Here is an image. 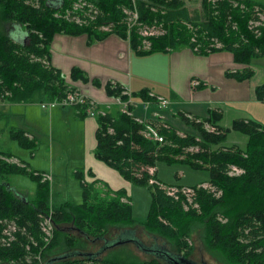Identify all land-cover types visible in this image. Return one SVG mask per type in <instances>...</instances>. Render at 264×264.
<instances>
[{"label": "trees", "instance_id": "16d2710c", "mask_svg": "<svg viewBox=\"0 0 264 264\" xmlns=\"http://www.w3.org/2000/svg\"><path fill=\"white\" fill-rule=\"evenodd\" d=\"M73 1L0 0L1 102L35 103L60 99L74 91L49 63L48 47L56 33L86 34L88 42L113 33L140 54L184 47L196 54L227 50L234 63L245 65L225 72L237 81L249 78L253 74L249 63L264 57V2L259 0H133L134 5L131 0H84L88 7L76 12L80 23L74 21L72 12L69 17L64 15ZM134 14L135 23L127 29ZM11 22L28 33L25 41L19 40L20 36L17 43L9 39L3 29ZM77 72H71L72 78L85 80ZM104 90L107 95H120V89L110 88L108 83ZM254 92L264 101V83ZM139 96L146 98L144 93ZM79 106L84 112L86 105ZM130 110L128 105L124 112L95 113L93 154L129 183L148 185L151 205L147 218L139 224L145 232L169 242L171 250L155 247L147 259L126 257L120 249L106 256L84 252L47 259L51 253L75 250L78 244L76 237L59 228L60 224L71 223L79 234L93 239L104 238L108 225L133 226L136 222L129 199L122 191L98 198L81 184L82 202L76 204L50 193L38 174L33 175L36 189L32 199L18 196L3 180L9 174L27 171L5 161L10 154L0 151V264H197L189 256L193 251L191 234L198 230L207 250L222 253L229 263L264 264V125L234 120L223 128L216 123L220 113L215 110L206 118L179 112L177 117L193 129L182 135L160 120L136 121ZM205 125L214 129L209 131ZM149 129L161 137L160 142L143 135ZM229 130L245 136L243 148L220 145ZM11 131L21 146L33 143L23 132ZM158 161H180L194 169H206L208 188L191 186L189 200L179 192L176 197L168 195L160 185H169L145 170ZM230 166L241 173H229ZM149 178L155 183L148 184ZM46 215L52 224L48 239L42 230Z\"/></svg>", "mask_w": 264, "mask_h": 264}, {"label": "crops", "instance_id": "0c3cea01", "mask_svg": "<svg viewBox=\"0 0 264 264\" xmlns=\"http://www.w3.org/2000/svg\"><path fill=\"white\" fill-rule=\"evenodd\" d=\"M48 52L49 63L61 73L65 83L87 99H92L96 103L94 110L98 112L122 111L121 104L116 103L114 99L120 98L127 90L132 99L130 115L136 121L160 120L174 127L178 133L193 131L177 117L179 112L197 118H206L211 110H215L220 113L216 123L223 128L229 127L234 120H252L264 125V101L258 100L254 92L257 85L264 83V76L261 74L258 76L261 78H256L257 73L253 68L255 63L258 66L264 65V57L252 60L249 66L253 74L247 79L237 81L226 77L225 72L240 70L245 65L234 63L231 52L227 50L196 54L184 47L140 54L130 49L126 39L113 33L90 42L86 34L56 33L50 40ZM74 70L78 71L77 73L85 80L72 78L71 72ZM191 80L196 82L193 89ZM106 83L110 88H119L120 95H107L104 90ZM141 93H144L146 98L140 97ZM158 97L166 100L164 106L156 102ZM30 104L0 101V119L4 120L9 114L13 116L16 111H11L12 107L14 109L20 107L18 117L26 123L31 117ZM54 109L57 110L51 109L48 111L49 114H54L57 123H62V126L68 129L67 133H72L74 140L77 139V144L72 146V149L71 147L68 149L72 151L69 154V160H73L71 173L79 180L80 191L82 192L81 184L91 189L92 196L97 193L98 196L107 194L112 196L113 192L122 191L128 200L130 183L117 171L94 157L97 127L95 115H89L86 109L83 112L84 108L80 106L54 107ZM27 127L29 126H8L5 121L0 126V135L6 134L16 141L11 137V130L15 129L23 132L26 139L33 141L32 144L25 146L17 143L20 150L18 152L9 151L0 144V151L10 154L7 159H12V163L21 166H23L21 158L27 157V154L31 159L35 156L33 150L36 142ZM8 176L5 178L7 184H9ZM42 178L41 176V181ZM8 187L10 188V185ZM48 191L57 193L59 198L64 199L58 191H50V189ZM22 197L26 198V196ZM125 198L121 197V200L124 201ZM68 224L69 227L61 230L78 239L82 234L73 229L71 223ZM128 230L129 227L125 225H108L104 238L94 239L103 242L101 249L99 247L93 251L76 249L70 251H74L76 255L90 252L102 256L105 250H107L106 254L116 249L122 250L127 243L119 240L118 235ZM110 231L112 236L109 239L116 244L107 243L109 241L107 235ZM105 237L108 240H105ZM57 253L48 254L47 259L59 255Z\"/></svg>", "mask_w": 264, "mask_h": 264}, {"label": "rangeland", "instance_id": "374dc122", "mask_svg": "<svg viewBox=\"0 0 264 264\" xmlns=\"http://www.w3.org/2000/svg\"><path fill=\"white\" fill-rule=\"evenodd\" d=\"M259 1L264 2V0ZM82 2H84V0L73 1L71 9L65 10L64 15L69 17L70 12H72L74 15H77L76 12L79 10V6ZM190 3L191 1H188L187 5L191 6ZM195 5L194 7H198L197 4ZM13 24L16 23L11 22L5 24L3 30L7 35L9 31L12 30ZM22 30L24 31L23 27ZM18 37L20 38L19 40H26V38H24L21 34H18ZM216 46H218V44H216ZM255 64L253 65V68L257 73L256 78H258V76L261 74L264 76V65L258 66ZM30 106L32 107H30L31 112L29 113L31 117L26 120V123H24L23 120L18 117V110L21 109L20 107H16V109L12 107L11 109V111H16L15 114L17 115L14 114L12 116L9 114L4 120L0 119V126L3 125L4 121L8 126H29L27 128H29V131L32 136H34L36 142L35 149L33 150L35 156L31 159L29 154H27V157L21 158L23 161V166L27 172L12 173L8 176V185H10V191L14 194H17L18 196H26V198L32 199L33 193L36 189V180L34 179L33 175H37V172H39L38 175L43 177L42 179L48 185L50 191H58L64 199H69L76 204L82 202L79 180L71 173L73 160H69V154H71L72 151L68 149L69 147L72 149V146L74 147V145L77 144V139L74 140V135L72 133H67L68 129H65V127L62 126V123H57V117H55L54 114H49L46 109L40 108L36 103H31ZM56 110L57 109L53 110L52 108V111ZM205 127H208L209 129L210 126L206 125ZM211 128L214 129L213 127ZM179 134L183 135L189 133L182 132ZM245 139L246 138L242 133L229 130L226 133L224 141H222L220 145H235L243 148L245 145ZM0 144L6 149H9V151H20L17 142L13 139H10L6 134L0 135ZM4 160L9 163H12L13 161L12 159L5 158ZM154 178L165 185L173 187H191L199 184L205 185V182H207L209 178V173L206 169H194L180 161H174L171 163L158 161L155 163ZM147 186L148 185H137L130 183V188L127 192L129 203L131 205V217L136 223L133 226H128L133 234H131L128 230L124 234L118 235L119 240H129L125 241L127 245L122 250L120 249L121 252L126 253V257L130 254L137 259H147L150 256L149 251L155 250V247L158 246L161 248L166 247L168 250H171V245L169 242L156 235H153V233L145 232L139 224L145 221L147 218L151 205L150 192ZM100 197L105 198L108 197V195L98 196V198ZM69 225L70 224L68 223L60 224L59 228L64 229L69 227ZM45 231H48L47 233H44L46 239H48L50 237V235H48L50 231L47 226ZM199 231L200 230L191 234L190 239L191 244L193 245V251L189 256V259L197 264H231L226 261L227 259L222 256V253L219 254L218 252L214 254L215 252H209L207 250L201 241V233ZM109 233L111 234V231ZM110 234L107 235L108 239L112 236V234ZM78 238L81 239L78 240V244L74 248L76 250L93 251L99 249V247L100 249L102 248V241H96L82 235L78 236ZM108 239L105 237V240ZM110 242L113 241H110L109 239L107 243ZM137 247H139L142 251H139ZM106 252L107 250H105L101 255L106 256Z\"/></svg>", "mask_w": 264, "mask_h": 264}, {"label": "built area", "instance_id": "2783aa9c", "mask_svg": "<svg viewBox=\"0 0 264 264\" xmlns=\"http://www.w3.org/2000/svg\"><path fill=\"white\" fill-rule=\"evenodd\" d=\"M131 4L134 5V2L133 0H131ZM79 6V5H78ZM82 6L84 7H88V5L85 3V2H82L79 6V10L81 11L82 10ZM81 7V8H80ZM82 13H84V11H82ZM81 14V12H80ZM80 17L75 15L74 17V21L76 23H80ZM135 18H136V14L133 15V20H129L128 22V25H127V29L131 26L134 25L135 23ZM101 30L103 31H106V27H101ZM142 34L143 35H147L146 31H142ZM190 84H191V88H193L196 84V82L194 80H191L190 81ZM124 96V98H119V97H116V99H114V101H116V103H120L121 106H122V112L126 111V107L128 105H131L132 103V99H131V95L130 93L126 90L122 93ZM156 102L160 105V106H164L166 104V100L161 98V97H158L156 98ZM37 105L42 108V109H46L47 111L51 110L52 108L54 107H72V106H79V105H86V112L89 114V115H95V113H103V112H98L96 110H94L95 108V102L91 99H87L82 93L78 92V91H73V92H67L65 94L64 97L60 98V99H53V100H40L38 102H36ZM206 126V125H205ZM208 129V127H206ZM209 131H212L213 129L211 127H209L208 129ZM143 135L145 137H148L154 141H157V142H160L161 141V137L156 135L152 130L149 129V131L147 132H144ZM147 174L149 176H152L155 172V166H148L145 168ZM231 174H239L241 173V170L239 168H236L235 166H230V172ZM148 184H153L155 183V180L152 179V178H149L148 179ZM163 189H165L166 193L168 195H171V196H174L176 197L177 196V193H181L183 194L184 196L187 197V199L189 200V197L190 195L193 194V189L190 188V187H186V186H182V187H173V186H163V185H160ZM201 187L203 188H208L207 184L205 185H200ZM44 221L42 223V230L44 231V233H47L48 231H45L46 230V226L49 228V234L51 236V231H52V224L50 222V218H49V215H46L45 218H44ZM47 235V234H46Z\"/></svg>", "mask_w": 264, "mask_h": 264}, {"label": "clouds", "instance_id": "9594fccd", "mask_svg": "<svg viewBox=\"0 0 264 264\" xmlns=\"http://www.w3.org/2000/svg\"><path fill=\"white\" fill-rule=\"evenodd\" d=\"M18 34H22V36L24 38L28 37V33L22 30V27L18 24H13L12 26V30L9 31L8 35H9V39H11L13 41V43H17V36Z\"/></svg>", "mask_w": 264, "mask_h": 264}, {"label": "water", "instance_id": "95a60500", "mask_svg": "<svg viewBox=\"0 0 264 264\" xmlns=\"http://www.w3.org/2000/svg\"><path fill=\"white\" fill-rule=\"evenodd\" d=\"M131 234H133V232L132 231H129ZM115 242H117V241H115ZM114 243V242H113ZM114 244H116V243H114ZM74 254H77V253H75L74 251H69V252H65V253H62V254H60V255H56V256H54L52 259H56V258H59V257H62V256H65V255H67V256H71V255H74ZM78 254H83V253H78Z\"/></svg>", "mask_w": 264, "mask_h": 264}, {"label": "flooded vegetation", "instance_id": "af4514ba", "mask_svg": "<svg viewBox=\"0 0 264 264\" xmlns=\"http://www.w3.org/2000/svg\"><path fill=\"white\" fill-rule=\"evenodd\" d=\"M106 234V233H105ZM83 236V235H82ZM86 237V236H85ZM78 239H81V238H78Z\"/></svg>", "mask_w": 264, "mask_h": 264}]
</instances>
